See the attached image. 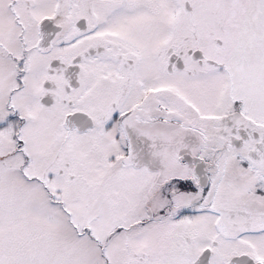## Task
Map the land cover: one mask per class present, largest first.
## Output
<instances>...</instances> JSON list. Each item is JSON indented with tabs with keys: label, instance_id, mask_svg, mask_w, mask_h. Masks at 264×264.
Wrapping results in <instances>:
<instances>
[{
	"label": "snow or ice",
	"instance_id": "6c2138e0",
	"mask_svg": "<svg viewBox=\"0 0 264 264\" xmlns=\"http://www.w3.org/2000/svg\"><path fill=\"white\" fill-rule=\"evenodd\" d=\"M0 264H264V0H0Z\"/></svg>",
	"mask_w": 264,
	"mask_h": 264
}]
</instances>
